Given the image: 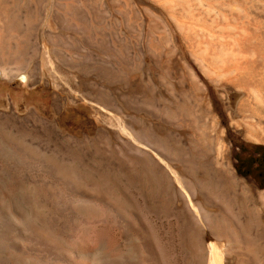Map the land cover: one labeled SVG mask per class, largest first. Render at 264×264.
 <instances>
[{
  "label": "bare ground",
  "instance_id": "1",
  "mask_svg": "<svg viewBox=\"0 0 264 264\" xmlns=\"http://www.w3.org/2000/svg\"><path fill=\"white\" fill-rule=\"evenodd\" d=\"M49 15L57 32H45L51 70L45 76L64 81L54 86L53 107L61 96L74 98L76 89L106 110L131 115V124L121 128L156 152L158 160L135 147L166 181L161 207L180 199L185 210V264H264V190L238 179L229 163L218 170L211 161V170L223 175L212 196L186 161L178 172L169 165L175 135L179 146L185 136V148L196 157L206 132L220 130L212 97L228 89L240 94L231 124L246 140L264 144V0H0V76L38 81ZM54 126L40 121L27 129L44 134ZM223 141L216 136L209 146L221 152ZM206 230L223 244L207 245ZM155 247V260L163 264L167 249Z\"/></svg>",
  "mask_w": 264,
  "mask_h": 264
},
{
  "label": "rangeland",
  "instance_id": "2",
  "mask_svg": "<svg viewBox=\"0 0 264 264\" xmlns=\"http://www.w3.org/2000/svg\"><path fill=\"white\" fill-rule=\"evenodd\" d=\"M46 20L38 81L0 76V264H157L155 246L169 249L163 253V264H185L189 259L185 210L180 199L171 207H161L166 181L150 159L136 155V145L159 158L122 129L131 124V115L106 110L82 98L76 89L74 98L61 96L53 107L54 86L64 81L45 76L51 71L45 32H57L54 19L49 15ZM239 99L233 89L224 90L223 97L219 92L212 97L221 128L206 132L203 140L208 145L196 157L185 148V136L181 146L175 143L179 137H172L170 167L176 171L186 161L212 196L217 195L223 176L211 170L212 162L218 170L229 163L238 179L264 190V144L246 140L231 124L229 113ZM30 112L36 117L28 118ZM40 121L54 123V131L27 129ZM216 136L224 139L221 152L209 146ZM174 186L181 189L175 182ZM135 212L144 221L137 220ZM143 224L150 226L145 229ZM206 235L207 245L223 244L208 230ZM122 251L125 255H120ZM110 253L112 258L116 255L112 261L106 258Z\"/></svg>",
  "mask_w": 264,
  "mask_h": 264
},
{
  "label": "flooded vegetation",
  "instance_id": "3",
  "mask_svg": "<svg viewBox=\"0 0 264 264\" xmlns=\"http://www.w3.org/2000/svg\"><path fill=\"white\" fill-rule=\"evenodd\" d=\"M259 175H261V174H259Z\"/></svg>",
  "mask_w": 264,
  "mask_h": 264
}]
</instances>
